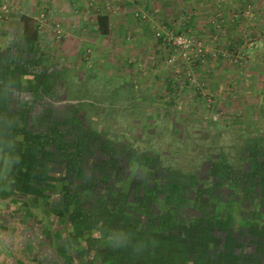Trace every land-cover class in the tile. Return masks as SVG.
Instances as JSON below:
<instances>
[{
  "label": "rangeland",
  "instance_id": "obj_1",
  "mask_svg": "<svg viewBox=\"0 0 264 264\" xmlns=\"http://www.w3.org/2000/svg\"><path fill=\"white\" fill-rule=\"evenodd\" d=\"M5 1L10 12L0 20V30L19 33L20 14L34 20L44 14L38 47L53 62L37 68L61 76L64 85L60 94L55 84L51 99L94 100L95 106L82 109L86 124L100 136L126 140L139 152L154 151L164 165L201 177L198 168L207 167L210 158V169L217 171L225 168L218 163L223 155L233 162L230 157L237 150L263 148L256 138L264 136V0ZM136 10L146 16L138 18ZM98 12L109 17L107 34L96 25ZM161 25L202 42L204 60L194 65L182 62L178 50L155 35ZM188 69L194 81L187 79ZM230 177L231 173L225 176ZM198 208L202 216L212 209L197 205L187 210L186 218L198 216ZM240 238L236 249L249 252L244 245L248 241L244 235ZM203 249H197V255L205 256ZM10 262L15 264L14 259ZM131 262L142 264L139 259L125 263ZM157 264L174 263L157 259Z\"/></svg>",
  "mask_w": 264,
  "mask_h": 264
},
{
  "label": "trees",
  "instance_id": "obj_2",
  "mask_svg": "<svg viewBox=\"0 0 264 264\" xmlns=\"http://www.w3.org/2000/svg\"><path fill=\"white\" fill-rule=\"evenodd\" d=\"M94 19L99 31L107 34L108 15L98 12ZM19 20L21 32L0 30V114L19 127L25 137L22 147L46 157L49 168L63 166L64 178L70 181L69 189H63L66 203L79 213L74 226L92 231V240L103 241L102 256L112 254L120 262L125 257L128 262L139 259L142 264L146 258L148 264H157V259L174 264H252L264 257V146L248 153L237 150L230 157L233 162L223 155L218 160L225 166L220 173L210 169V158L207 167L198 168L201 177L164 165L154 151L139 152L126 140L100 136L86 124L82 109L95 106L94 100L81 96L76 102H53L55 90L46 87L53 83L63 88L62 78L37 68L52 64V56L38 47L35 20L27 14H20ZM256 142L264 144V136ZM229 173L232 177L225 178ZM197 205H211L210 214L202 216L198 208L199 215L187 219V210ZM248 234L253 238L246 239ZM240 235L251 244H244L253 251L249 256L236 249ZM201 247L205 256L195 253ZM125 250L129 252L122 257Z\"/></svg>",
  "mask_w": 264,
  "mask_h": 264
},
{
  "label": "crops",
  "instance_id": "obj_3",
  "mask_svg": "<svg viewBox=\"0 0 264 264\" xmlns=\"http://www.w3.org/2000/svg\"><path fill=\"white\" fill-rule=\"evenodd\" d=\"M10 121L0 114V264H117L102 256L106 245L92 231L74 226L79 213L66 203L63 166L49 168L46 157L22 147L25 137Z\"/></svg>",
  "mask_w": 264,
  "mask_h": 264
},
{
  "label": "built area",
  "instance_id": "obj_4",
  "mask_svg": "<svg viewBox=\"0 0 264 264\" xmlns=\"http://www.w3.org/2000/svg\"><path fill=\"white\" fill-rule=\"evenodd\" d=\"M9 12V4L5 0H0V20H5ZM134 15L138 18H144L146 16L145 13L140 10H136L134 12ZM35 19L37 30H39L42 26L45 25L46 22L44 14L40 13ZM61 35V31L58 30L57 37H60ZM155 35L164 43L178 50V56L180 57L182 62L194 65L204 60L206 51L205 45L202 42L198 41V39L193 37L192 35L173 31L165 25H161V27L156 30ZM186 76L190 81L195 80L190 69L186 70Z\"/></svg>",
  "mask_w": 264,
  "mask_h": 264
},
{
  "label": "flooded vegetation",
  "instance_id": "obj_5",
  "mask_svg": "<svg viewBox=\"0 0 264 264\" xmlns=\"http://www.w3.org/2000/svg\"><path fill=\"white\" fill-rule=\"evenodd\" d=\"M49 86L51 87V89H53V90H55V92H57L58 90H59V92L58 93H60L61 94V90L60 89H57V91H56V85H54L53 83H49ZM12 121H14V120H12ZM246 239H248V238H251V235H246V237H245ZM245 238L243 239V240H245ZM245 245H251V244H249L248 242H245L244 243ZM167 245V244H166ZM167 250L168 249H166V251L165 252H167ZM164 251V250H163ZM174 251H176V250H174ZM196 253V252H195ZM164 255H166V256H169L168 255V253H164ZM122 257H123V255H122ZM152 257V256H151ZM150 257V261H154V258H151ZM149 258V257H148ZM126 260V259H125ZM183 261V260H182ZM181 263H183V262H180V264ZM144 264H148V262H147V258L144 260ZM150 264V263H149Z\"/></svg>",
  "mask_w": 264,
  "mask_h": 264
}]
</instances>
